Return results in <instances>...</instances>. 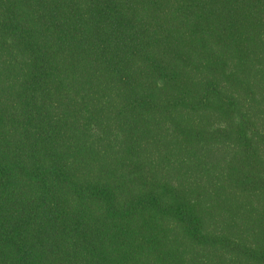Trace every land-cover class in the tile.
I'll return each mask as SVG.
<instances>
[{
  "label": "trees",
  "instance_id": "trees-1",
  "mask_svg": "<svg viewBox=\"0 0 264 264\" xmlns=\"http://www.w3.org/2000/svg\"><path fill=\"white\" fill-rule=\"evenodd\" d=\"M0 264H264V0H0Z\"/></svg>",
  "mask_w": 264,
  "mask_h": 264
}]
</instances>
